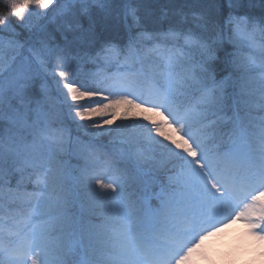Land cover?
<instances>
[{
  "label": "snow or ice",
  "instance_id": "6c2138e0",
  "mask_svg": "<svg viewBox=\"0 0 264 264\" xmlns=\"http://www.w3.org/2000/svg\"><path fill=\"white\" fill-rule=\"evenodd\" d=\"M256 2L4 0L0 264L211 262L233 221L264 241Z\"/></svg>",
  "mask_w": 264,
  "mask_h": 264
},
{
  "label": "rangeland",
  "instance_id": "374dc122",
  "mask_svg": "<svg viewBox=\"0 0 264 264\" xmlns=\"http://www.w3.org/2000/svg\"><path fill=\"white\" fill-rule=\"evenodd\" d=\"M16 22H18L17 19L14 23ZM237 225H239L240 228L238 233H236ZM233 233H236L235 236H233ZM233 238L238 241L241 240V238H246L248 246L231 243ZM258 246V241L245 233L244 224L240 221H233L231 224H228V227L222 232L213 236L206 245V248L213 261H215L213 252H218L221 258H226L235 254V258L239 261V264H252L259 256V252L256 251Z\"/></svg>",
  "mask_w": 264,
  "mask_h": 264
},
{
  "label": "clouds",
  "instance_id": "9594fccd",
  "mask_svg": "<svg viewBox=\"0 0 264 264\" xmlns=\"http://www.w3.org/2000/svg\"><path fill=\"white\" fill-rule=\"evenodd\" d=\"M228 227V225L226 226ZM225 227V228H226ZM225 228H222L220 232H222ZM240 231L239 225L236 226V233ZM236 233H233V236H235ZM216 235V234H215ZM215 235L208 236L204 239L202 242V245H207L211 238ZM231 243H237L241 246H248V241L246 238H241V240H235L232 239ZM259 246L257 247L256 251L259 252L258 258L252 262V264H264V241L258 242ZM213 255L215 256V261H201L200 264H239V261L235 258V254L232 256H228L226 258H221L218 252H213ZM182 264H189L188 261L182 262Z\"/></svg>",
  "mask_w": 264,
  "mask_h": 264
},
{
  "label": "trees",
  "instance_id": "16d2710c",
  "mask_svg": "<svg viewBox=\"0 0 264 264\" xmlns=\"http://www.w3.org/2000/svg\"><path fill=\"white\" fill-rule=\"evenodd\" d=\"M164 0H161L160 4H153L151 5V7H153L155 9V16L159 17L160 15V8L163 6ZM247 11H249V13L254 16V17H261L264 16V6H261L259 3V0H257L256 4L251 8V9H247ZM0 13L4 14L5 16L8 17V19L12 22L13 25H16L18 22L14 23L16 21L17 18H15L14 16H12L10 14V11L5 7L4 4V0H0ZM150 27H157V28H164L167 29L168 27V23L164 22L162 24H158V23H152L149 25Z\"/></svg>",
  "mask_w": 264,
  "mask_h": 264
}]
</instances>
